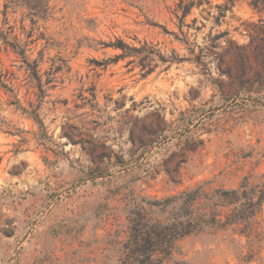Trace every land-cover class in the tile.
Segmentation results:
<instances>
[{"label":"rangeland","instance_id":"rangeland-1","mask_svg":"<svg viewBox=\"0 0 264 264\" xmlns=\"http://www.w3.org/2000/svg\"><path fill=\"white\" fill-rule=\"evenodd\" d=\"M11 1L0 26L39 80L0 39V264H121L130 209L264 173V0L192 10L184 31L212 43L206 67L173 35L178 0ZM119 41L152 51V71L116 59ZM258 221L256 254L208 231L178 241L167 264H264V205Z\"/></svg>","mask_w":264,"mask_h":264},{"label":"trees","instance_id":"trees-1","mask_svg":"<svg viewBox=\"0 0 264 264\" xmlns=\"http://www.w3.org/2000/svg\"><path fill=\"white\" fill-rule=\"evenodd\" d=\"M25 5L31 9L47 11L49 9V0L37 1L35 7L26 3V0H16V2ZM8 0V3H11ZM252 6H256L258 0H251ZM204 5L210 6L209 0H178L173 9L174 17L178 20L177 27L182 39L173 33L175 39L186 46L189 59L198 67L206 64L204 59L206 51L213 47L212 43L200 46L196 43H189L188 32L184 31L190 28L186 23V18L190 16L193 9H200ZM219 14L212 18L218 22L224 17L227 5L215 6ZM5 15V13L3 14ZM210 16V15H207ZM38 18H46L45 15H38ZM191 22H196V18ZM9 32L0 26V39L20 56L26 66H34L32 75L39 80L37 75L36 62L29 63L25 55V46L19 41H9ZM115 49H120L122 53L116 59L133 58L138 60L139 66L144 73L152 71L151 62L155 54L148 51L143 57L141 50L129 48L121 41L117 44L108 45ZM128 50V51H127ZM197 50V51H196ZM163 63L172 64L175 59L163 55L158 56ZM178 62L184 61L183 58H177ZM132 61V62H133ZM144 61H148V69ZM27 70V69H26ZM206 73L210 74L206 68ZM35 120L38 117L34 115ZM38 122V121H37ZM264 205V173L253 178L244 176L235 188H213L208 189L205 184L197 185L193 188L182 191L176 195L164 198L162 200L148 199L144 206H136L130 209L127 217L128 221V239L126 242V253L121 264H167L171 259L175 244L192 234L204 232H231L232 238L237 245L246 248L248 254H256L258 248L262 247V234L257 230L258 215L262 212ZM161 213L162 217L156 214ZM245 239V244L241 240Z\"/></svg>","mask_w":264,"mask_h":264}]
</instances>
